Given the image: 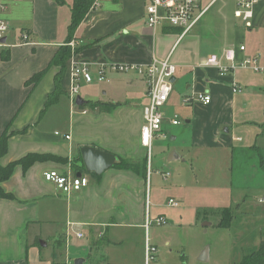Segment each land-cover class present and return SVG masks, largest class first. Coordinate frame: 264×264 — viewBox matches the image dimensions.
<instances>
[{
	"label": "crops",
	"instance_id": "0c3cea01",
	"mask_svg": "<svg viewBox=\"0 0 264 264\" xmlns=\"http://www.w3.org/2000/svg\"><path fill=\"white\" fill-rule=\"evenodd\" d=\"M72 3L73 0H10L7 9L0 8V17L5 18L11 27L5 46L0 48V136L9 124V132H17L10 138L9 151L3 157L2 163L7 164L31 152L52 153L68 160L67 163L36 162L26 173L19 165L11 178L2 183L15 198L0 200V264H51L54 260L71 264L70 248L73 237L70 233L75 226L82 227L75 232V237H84L86 240L82 251L90 250L87 256L84 255V264L92 256L93 247L88 245L92 240L103 238L107 254L113 245L123 242V238L116 236L118 229L131 227L135 233H139V238L135 237L130 241L135 254L138 253V259H129V264L144 263L146 236L151 240L150 228L154 223L146 227L147 216L150 217V212L146 209L148 170H121L113 166L102 174L85 172L90 180L89 185L72 194L59 191L53 183L44 179L43 172L48 169L77 174L82 166L81 147L84 145L115 152L106 145H78V140L72 134L81 126V117L73 120V132L56 134L59 132L57 129H50L53 116L49 115V111L54 104L60 103L63 96L69 102L71 113L74 112L75 101L73 103L70 95L73 60L90 61L93 63V71L103 62L146 64L154 56L161 59L170 56L172 61V46L169 43L174 35L171 31L175 27L150 28L146 23L148 0H103L101 7H90L74 36L81 49L67 63L66 74L62 79L64 93L56 102L46 107L49 94L55 89V76L60 67L52 65L34 88L32 85L28 86L26 81L46 68L59 47L67 43ZM257 11L255 10L254 26L259 17ZM23 33L30 36V42L21 43ZM236 44L237 42L225 47ZM225 47L201 51L187 64L192 68L190 79L182 87L180 98V109L185 112L186 125L178 133L174 128L181 124L177 113L165 110L162 127L168 123V131H173L171 139L175 142L180 140L179 144L183 145V149H202L206 152L205 156L215 163L223 160L219 166L221 171L224 172L226 168L230 171L233 204L218 207L217 210L229 208L231 223L229 227H219V222L216 226L228 229L236 237L245 235L249 239L250 242L244 250L250 252L244 251L241 256L238 255L237 260L228 263L238 264L248 254L258 252L264 241V208L255 209L244 199L246 196L241 199V183L235 179V161L241 163L244 153H264V77L246 67H238L222 75L216 68L204 64L209 55L220 53ZM246 55L248 47L244 54H238V58ZM172 62L176 65L174 89L177 64L179 66L181 63ZM104 83L108 85L103 88V94L109 95V100L104 102L121 103L115 109L117 114L134 110L140 112L141 125L137 137L142 151L147 154L148 148L141 143L140 138L143 108L149 102L144 77L135 71L127 73L108 70ZM120 88L127 92H140L139 102L136 104L134 101L120 100L117 93ZM198 92L210 94L211 103L204 104L196 100L184 103V97L194 96ZM175 117L179 120L177 125L172 124ZM26 128L27 131L21 133ZM67 134L70 138H66ZM176 152L179 157L173 160L184 161L187 157L183 151ZM146 154L145 158L149 156ZM73 163L79 166L76 167ZM114 170L122 173L111 172L114 173L112 175L110 171ZM166 172L168 171L161 170L164 177ZM107 175L112 176L108 179ZM61 224H65V231L57 232L55 236L49 232L44 233L46 227H57ZM209 226H213V221ZM173 229L175 228L169 230ZM78 233L82 236H78ZM52 237L55 247L59 240L65 241V260H60L62 252L57 250L53 254L43 253ZM41 241L46 245H42ZM151 242L154 243L153 240ZM165 243L170 244L168 240ZM77 256L82 255L80 253ZM212 256L209 249L208 261Z\"/></svg>",
	"mask_w": 264,
	"mask_h": 264
},
{
	"label": "rangeland",
	"instance_id": "374dc122",
	"mask_svg": "<svg viewBox=\"0 0 264 264\" xmlns=\"http://www.w3.org/2000/svg\"><path fill=\"white\" fill-rule=\"evenodd\" d=\"M209 2L210 0H202L203 8ZM255 10H258L259 17L257 22L255 21L256 25L248 29L240 18L234 16L233 3L229 0H219L205 10L200 20L188 32L171 31L174 34L169 43L172 46V61H179L181 64L179 66L177 64V80L174 83L168 105L164 107V112L166 110L177 113L181 124L174 128L178 133L186 125L185 112L180 109V98L183 93L182 87L190 79L189 73L192 68L187 64L201 51L219 49L240 41L247 45L248 55L264 53V2L257 5ZM66 45L71 47L72 55L81 47L75 37ZM92 73L94 74L93 70ZM107 85L104 82L87 83L81 80L80 90L76 96L80 95L86 101L100 104L109 100V95L103 94V88ZM117 93L118 98L122 101H134L137 104L140 100V92L137 90L127 92L120 88ZM74 101L75 99L73 103ZM116 107L104 111L102 108L105 107L88 105L81 108L75 103L73 105L74 112L71 113L68 100L61 96L60 103L54 104L49 111V115L53 116L50 129L53 131L57 129L59 134L73 132V120L81 117V126L72 134L73 138L78 140V145L85 143L106 145L112 151L114 150L118 157L131 160L136 167H141L143 163H146L149 171L146 209L150 212L152 219L159 216L167 219V224L158 225L155 223L150 228L151 240L158 245V262L160 264H217L218 262L228 264L237 260L238 255L241 256L248 246L249 239L244 237L245 235L236 237L228 229L216 226L222 216V210L218 211L217 208L233 204L229 182L230 171L227 168L224 172L219 169L223 160L215 163L205 156L206 152L202 149H183V145L179 144L180 140L175 142L171 139L173 131L171 133L168 131V123L164 124L162 128L163 131H166V138H156L150 154L149 152L146 154L145 151H142L137 137L141 125L140 112L134 110L117 114ZM174 150L183 151L187 156L185 160H168L170 152ZM145 154H149L150 157L146 156L145 158ZM242 157L241 163L235 161V179L241 183L242 187L239 192L241 199L246 196L244 199L255 209L264 208V153L259 155L249 152L244 153ZM149 158H151L150 161ZM76 163L73 165L78 167L79 165ZM130 170L136 171L133 168ZM161 170L169 172L168 178L163 176ZM111 172L122 173L116 172V170ZM112 175H107L108 179ZM236 197L235 195L234 198ZM170 198L180 201L179 206L169 207L167 203ZM243 209L244 206L240 211L242 212ZM207 221H213V226H204V222ZM81 228L75 226L70 233V236L73 237L70 248L71 264L76 258H85L90 252L89 249L85 252L82 251V245L86 243L85 238L79 239L74 235ZM172 228L175 229L169 230ZM44 230L45 234L49 232L55 236L57 232L65 231V224L57 227L49 226ZM116 236L124 240L113 245L108 250V254L104 248L103 238L92 240L91 244H88L93 247L92 256L86 264H129V259L132 261L138 259V253L135 254L130 241L135 237L139 238V233H135L134 228L125 227V229H118ZM53 238L48 240L49 245L44 248L43 253L53 254L57 250L62 252L60 260H65L67 255L65 241L59 240L55 247ZM166 240L170 244H166ZM76 244L79 245L76 246ZM78 246H80L79 249L76 248ZM207 247L213 254L211 260H199L200 254ZM80 253L82 256H77Z\"/></svg>",
	"mask_w": 264,
	"mask_h": 264
},
{
	"label": "built area",
	"instance_id": "2783aa9c",
	"mask_svg": "<svg viewBox=\"0 0 264 264\" xmlns=\"http://www.w3.org/2000/svg\"><path fill=\"white\" fill-rule=\"evenodd\" d=\"M102 1L94 0L91 9L101 7ZM218 1L210 0L203 8L202 0H148L146 4V23L152 29H156L159 26H168L182 28L183 33H186L200 20L205 10ZM231 1L234 6V16L240 18L246 28L254 27L255 7L264 0ZM9 2L10 0H0L1 10L7 9ZM10 29L9 22L5 18L0 17V48L5 46L6 42H2V39L7 37ZM28 42H30V36L27 33H23L21 43ZM246 51V44L240 41L236 45L223 48L220 53L209 55L204 61V64L216 68L222 75L228 74L238 67H246L253 69L264 77V53H259L254 56L246 55L243 58H238V54H244ZM92 64L90 61L73 60L71 68L72 84L70 89L72 100L79 93L81 80L87 83L104 82L107 80L108 70L114 72L135 71L144 77L149 102L143 108V124L141 126L140 138L141 143L148 148L150 154L154 139L160 137L166 138V133L162 129L166 116L164 107L173 91L171 78L175 75L176 65L171 61L170 56L163 59L154 56L146 64L103 62L96 66L93 74ZM193 100L210 104L212 97L206 92H198L194 96H186L183 98L186 104L191 103ZM172 124H179V120L175 117L172 119ZM56 134L59 133L56 132ZM66 138H70V135L67 134ZM164 175L168 177L169 172H166ZM43 176L46 181L53 183L59 191L65 194L78 192L88 186L90 182L89 177L84 173L81 176H77L75 173H64L57 169H48L43 172ZM168 204L170 206H178L179 201L170 198ZM152 223H157L158 225L167 224V219L162 216L151 219L147 216L146 227L148 228ZM78 236L81 237L82 234L78 233ZM144 250L145 257L143 264H160L158 262V247L151 242L148 236L145 239Z\"/></svg>",
	"mask_w": 264,
	"mask_h": 264
},
{
	"label": "trees",
	"instance_id": "16d2710c",
	"mask_svg": "<svg viewBox=\"0 0 264 264\" xmlns=\"http://www.w3.org/2000/svg\"><path fill=\"white\" fill-rule=\"evenodd\" d=\"M94 0H73L72 3V9H71V21L68 26V38L67 42H69L72 38H74L76 30L82 20L84 19L87 12L90 10V7L92 5ZM229 2H232L229 0ZM253 28V27H251ZM249 28V29H251ZM173 31H181L183 32L182 28H176L172 29ZM81 48H78L76 52H78ZM72 58V49L68 45L60 46L57 50L56 54L53 56L52 60L50 61L49 65L42 69L41 71L35 73L32 75L27 81L26 84L32 85V88L36 87L40 81L43 79L44 75L47 73L48 69L52 65H57L60 67L59 72L55 76V89L52 93L49 94L48 101L46 103V107L54 102L57 101V98L64 93L63 87H62V79L66 74L67 70V63ZM120 102H102L100 104H97L93 101H86V103L81 108L86 106H92V107H105L102 108L104 111H109L111 108H114L118 105H120ZM11 124H9L5 130L2 132L0 136V200L1 199H14L15 196L11 192H8L2 185L3 182L7 181L11 178V176L14 173V170L17 166H22L23 172L26 173L28 169L34 165L36 162H46V161H56V162H67V158L55 155L52 153H37V152H31L26 154L25 156L16 159L14 161H10L7 164L2 163L3 157H5L9 151V141L12 135L16 134L17 132H9ZM27 131V128L24 129L21 133H24ZM82 160V166L81 170L79 172H87L83 158ZM115 167L120 169H131L133 168L136 171L140 170L142 168L143 171H147V165L146 163H143L141 167H136L135 163L131 162V160H127L121 157H118L115 165ZM94 174V173H93ZM230 209L225 208L222 211V218L221 221L218 223L219 227H229L231 223V215H230ZM51 264H66L65 262H60L54 260ZM238 264H264V241L261 244V247L258 252L250 253L248 254L241 263Z\"/></svg>",
	"mask_w": 264,
	"mask_h": 264
},
{
	"label": "water",
	"instance_id": "95a60500",
	"mask_svg": "<svg viewBox=\"0 0 264 264\" xmlns=\"http://www.w3.org/2000/svg\"><path fill=\"white\" fill-rule=\"evenodd\" d=\"M7 37L2 39V42H6ZM175 78L172 77L171 81L174 82ZM75 103L78 106H82L86 103V100L80 95L75 98ZM81 154L85 168L88 172H94L96 174H102L105 170L113 167L118 159L115 153L102 150L96 146L84 145L81 147ZM179 155L176 151H172L169 154L168 160L178 158ZM83 172H77V176H81ZM211 222H204V226H209ZM42 245H46L45 242L41 241ZM201 261L209 260V247H207L200 256ZM85 258L78 257L74 260V264H84Z\"/></svg>",
	"mask_w": 264,
	"mask_h": 264
}]
</instances>
